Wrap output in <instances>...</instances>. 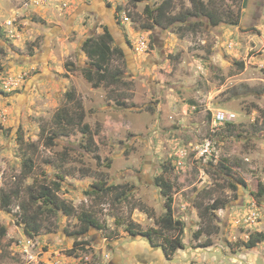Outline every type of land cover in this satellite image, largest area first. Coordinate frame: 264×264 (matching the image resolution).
Masks as SVG:
<instances>
[{"label":"rangeland","instance_id":"1","mask_svg":"<svg viewBox=\"0 0 264 264\" xmlns=\"http://www.w3.org/2000/svg\"><path fill=\"white\" fill-rule=\"evenodd\" d=\"M103 1L107 8L96 14L83 10L90 0H65L62 10H23L9 27L13 4L0 0V188L16 183L27 157L33 162L10 211L0 199V226L6 229L0 264H24L19 201L53 180L61 182L56 192L61 199L75 211L92 212L101 225L88 228L76 239L84 243L70 251L74 238L67 232L78 228L76 216L42 213L35 239L72 256L71 264H264V240L252 248L243 245L250 233L264 232V196L257 201L253 195L264 184V0H213L222 17L216 25L191 15L186 24L151 29L143 27L149 22L145 8L161 0ZM190 6L189 0H173L171 12ZM193 22L197 25L188 27ZM104 26L112 46L123 50L111 58L122 80L94 87L84 75L94 67L81 46ZM74 100L82 104L98 162L83 147L88 134L79 128L68 127L70 134L44 144L57 127L54 112L74 111ZM216 109L235 113L234 126L214 125L212 115L207 120ZM208 136L210 149L201 154ZM159 176L171 185L173 217L184 223L183 247L171 257L125 229L128 221L142 229L157 227L155 219L165 211ZM99 180L125 184L126 198L84 194ZM215 199L219 207L201 218L198 207L205 211ZM198 229L202 234L195 238ZM207 238L210 245L198 246Z\"/></svg>","mask_w":264,"mask_h":264},{"label":"trees","instance_id":"2","mask_svg":"<svg viewBox=\"0 0 264 264\" xmlns=\"http://www.w3.org/2000/svg\"><path fill=\"white\" fill-rule=\"evenodd\" d=\"M191 3L190 8L183 12L172 13L171 9L173 7V0H161L156 6L150 8L146 6L145 13L148 17L149 22L144 24V28L151 29L155 25L164 27L166 24H173L175 22L186 24L188 22V17L193 16H206L209 21L216 25L222 21L220 15V9L217 7L213 0H208L204 2L203 0H189ZM212 2V3H210ZM234 25H237V21H230ZM196 22L191 23L188 27H195ZM1 33V32H0ZM128 41V40H127ZM113 36L111 32L104 26V29L96 37L89 36L82 43V51L91 59V64L94 69L86 68L84 75L92 86L97 87L100 84L110 85L118 84L122 80V71L119 67H111V58L113 55L119 53L122 55L123 50L115 45L112 46ZM130 44V42L128 41ZM32 54V50H31ZM241 67L242 64L240 63ZM68 97L72 100V92H67ZM76 106L74 111H68L66 107L58 108L54 112V121L57 127L51 130L49 134L45 135L44 144L46 146H52L54 144V138L58 135H68L70 134L71 128H79L82 133L88 134L85 136V145L83 146L86 150L92 152L94 159L98 162L100 157L96 153L97 146L94 144L93 137L89 131V125L84 122L85 112L82 108V104L79 100L73 101ZM191 103V102H190ZM211 119V113H207V120ZM223 126L232 127L233 122H225ZM221 125V126H222ZM70 127V129L68 128ZM87 132V133H86ZM210 138V136H208ZM110 165V164H108ZM225 167V168H224ZM33 168V162L30 157H27L21 164L20 173L15 176L17 180L16 183L9 189L0 188V199L2 206L10 211V204L13 198H18L20 190L18 188L19 182L24 179L29 173H31ZM222 169L232 177V172L227 165H222ZM156 185L159 187L161 194L164 197L165 211L163 214L155 219L157 227H151L149 229H142L135 222L128 221L125 229L131 235H141L148 240L150 245L160 247L165 256L171 257L175 251L183 247L182 234L184 232V223L180 219L173 217L172 213V188L170 183L164 179L163 176H159L156 180ZM236 181L242 185L245 184L244 180L240 177L236 178ZM61 187L60 180H53L52 186L49 184L42 183L28 193V198L26 200L22 199L19 201V212L18 223L22 225L24 235L34 238L39 235L41 230V216L45 211L52 213L58 212L63 215L71 216L75 215L79 226L75 230L67 232L69 236L74 238L73 247L70 251H74L75 248L84 241H76L78 237L84 235L88 228L94 227L100 229L101 225L94 216V214L87 210L75 211V208L67 203L64 199H61L57 195V190ZM231 187L236 188L235 184H231ZM99 191V192H98ZM110 193L113 195V200L120 202L122 199L126 198L128 190L125 184L122 183H107L105 180L95 181L91 184V189L85 190L86 195H95L96 193ZM253 195L257 201L262 200L264 196V184L258 185L256 192ZM220 201L218 199L213 200V202L204 207V210L199 211V216L204 218L210 215V212L219 207ZM138 207L137 204H132L131 209ZM144 206H139V208L146 212L142 208ZM172 232L175 235L168 236L165 232ZM208 234L211 230L206 231ZM6 234V229L4 226H0V237ZM202 234V230L198 229L194 233V237L198 238ZM158 238V239H157ZM160 238V239H159ZM264 240V232L256 231L249 234L248 238L243 242L246 248L255 247L259 242ZM211 244L210 239H206L204 242H200L198 246H208Z\"/></svg>","mask_w":264,"mask_h":264},{"label":"built area","instance_id":"3","mask_svg":"<svg viewBox=\"0 0 264 264\" xmlns=\"http://www.w3.org/2000/svg\"><path fill=\"white\" fill-rule=\"evenodd\" d=\"M11 2L13 4L12 18L6 20V25L9 27L12 26L17 16H23L20 11H31L46 6H54L58 10H62L66 6L65 0H11ZM211 115L214 125L232 122L236 117L235 113L222 109H216ZM210 145L211 139L209 137L205 138L200 147L201 154L207 153ZM19 247L20 253L24 257V264H71L70 259L72 256L64 254L60 249L47 248L45 244H40L35 237L25 236L24 243L22 240L19 241Z\"/></svg>","mask_w":264,"mask_h":264},{"label":"flooded vegetation","instance_id":"4","mask_svg":"<svg viewBox=\"0 0 264 264\" xmlns=\"http://www.w3.org/2000/svg\"><path fill=\"white\" fill-rule=\"evenodd\" d=\"M85 5V11L90 12L91 14H96L97 12L102 11V9H106L108 4L104 3L103 0H90V3L88 4H84ZM127 42H125V45L127 46ZM129 46V43H128ZM123 48V47H122ZM124 52H125V48H124ZM163 253V251H162ZM163 255L165 256V254L163 253Z\"/></svg>","mask_w":264,"mask_h":264},{"label":"water","instance_id":"5","mask_svg":"<svg viewBox=\"0 0 264 264\" xmlns=\"http://www.w3.org/2000/svg\"><path fill=\"white\" fill-rule=\"evenodd\" d=\"M73 18H74V16H71V20ZM24 60H25V62H31L33 60V58L32 57H30V58L24 57Z\"/></svg>","mask_w":264,"mask_h":264},{"label":"crops","instance_id":"6","mask_svg":"<svg viewBox=\"0 0 264 264\" xmlns=\"http://www.w3.org/2000/svg\"><path fill=\"white\" fill-rule=\"evenodd\" d=\"M114 259H115V258H114ZM114 259H113L112 261H116V260H114ZM116 262H117V261H116Z\"/></svg>","mask_w":264,"mask_h":264}]
</instances>
